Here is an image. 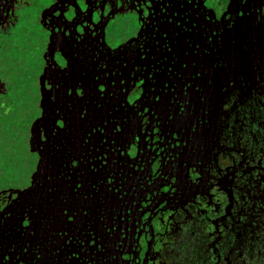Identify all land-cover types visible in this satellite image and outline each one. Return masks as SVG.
I'll list each match as a JSON object with an SVG mask.
<instances>
[{"label":"flooded vegetation","instance_id":"1","mask_svg":"<svg viewBox=\"0 0 264 264\" xmlns=\"http://www.w3.org/2000/svg\"><path fill=\"white\" fill-rule=\"evenodd\" d=\"M8 133L0 264H264V0H0Z\"/></svg>","mask_w":264,"mask_h":264},{"label":"rangeland","instance_id":"2","mask_svg":"<svg viewBox=\"0 0 264 264\" xmlns=\"http://www.w3.org/2000/svg\"><path fill=\"white\" fill-rule=\"evenodd\" d=\"M132 31V16L120 14L119 16H116L110 20V23L107 27V40L111 45H116L117 43L121 42L123 38L130 35ZM9 133L3 135V142L0 147V178L17 172H24L26 169L24 163L26 154L22 151L19 153L20 161L14 166L12 164L9 166L8 162L3 160L6 152H9L8 146L11 142V135Z\"/></svg>","mask_w":264,"mask_h":264},{"label":"snow or ice","instance_id":"3","mask_svg":"<svg viewBox=\"0 0 264 264\" xmlns=\"http://www.w3.org/2000/svg\"><path fill=\"white\" fill-rule=\"evenodd\" d=\"M45 2L48 3V4H52V3H55V0H45ZM80 3L83 5L84 0H80ZM60 59H63V58L60 57ZM60 127H64L63 122H61Z\"/></svg>","mask_w":264,"mask_h":264}]
</instances>
